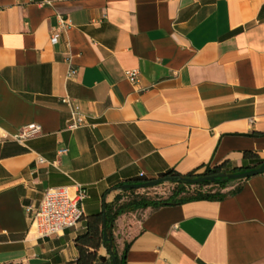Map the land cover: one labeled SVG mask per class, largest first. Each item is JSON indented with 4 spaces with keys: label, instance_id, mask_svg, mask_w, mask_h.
Segmentation results:
<instances>
[{
    "label": "crops",
    "instance_id": "obj_1",
    "mask_svg": "<svg viewBox=\"0 0 264 264\" xmlns=\"http://www.w3.org/2000/svg\"><path fill=\"white\" fill-rule=\"evenodd\" d=\"M65 96L87 126L68 129ZM32 123L41 133L16 140ZM246 150L264 159V0H0V264H76L83 221L31 227L27 207L50 187L84 185L87 216L125 201L123 183L240 167ZM222 192L120 215L118 257L264 264V173ZM108 245L96 264H111Z\"/></svg>",
    "mask_w": 264,
    "mask_h": 264
},
{
    "label": "trees",
    "instance_id": "obj_2",
    "mask_svg": "<svg viewBox=\"0 0 264 264\" xmlns=\"http://www.w3.org/2000/svg\"><path fill=\"white\" fill-rule=\"evenodd\" d=\"M264 162V159L259 157V155L251 150H246L244 152V163L240 167H229L227 163H222L215 166H207L202 172H189L186 174L180 173L175 169H169L162 173L159 178H163V182L168 181L175 184V187L169 193L168 196H132L131 198L121 201L122 195H117L115 200L111 203H105V215H106V226H104V213L101 212L85 215L83 218L84 231L80 233L76 239V247L79 252L76 264H96L99 258L98 250L102 244L107 243L105 241V234L113 241V248L111 258L114 256L117 264H124L125 252L127 251V246L119 258L116 252L115 237L113 234V229L117 218L124 214L125 212L136 211L141 208L147 207H160L163 205H173L181 204L188 201L208 199V200H222L228 193L222 192V189L226 185L237 179H229L227 177H219L215 180H206L198 183L188 182L187 179H195L199 177L219 175V174H233L247 171L251 168H257ZM264 173V172H263ZM241 178L239 180L248 179ZM140 182V181H136ZM126 183L118 186V188H123ZM214 187H217L216 189ZM136 188L124 189V192H133ZM240 187L236 189L239 190ZM111 264H115L113 260Z\"/></svg>",
    "mask_w": 264,
    "mask_h": 264
},
{
    "label": "built area",
    "instance_id": "obj_3",
    "mask_svg": "<svg viewBox=\"0 0 264 264\" xmlns=\"http://www.w3.org/2000/svg\"><path fill=\"white\" fill-rule=\"evenodd\" d=\"M64 27L63 24L52 29L50 37L52 44L59 41L60 33ZM76 72V69H71L67 77H72ZM126 76L132 83L138 82L137 70H126ZM62 100L69 104L72 110V118L68 124V129L73 131L87 126L88 122L78 103L74 102L69 96L63 97ZM41 131L40 124L32 123L25 126L20 133L15 135V138L20 142H24L29 137L38 135ZM66 152V148L59 150V154H65ZM38 160L40 163L48 162L44 157H39ZM52 163L55 164V161ZM87 197L88 192L85 186L76 181L69 185L48 188L38 205L27 207L31 214V227L41 237L60 235L69 228L77 227L85 216L84 202Z\"/></svg>",
    "mask_w": 264,
    "mask_h": 264
},
{
    "label": "water",
    "instance_id": "obj_4",
    "mask_svg": "<svg viewBox=\"0 0 264 264\" xmlns=\"http://www.w3.org/2000/svg\"><path fill=\"white\" fill-rule=\"evenodd\" d=\"M264 172V162L257 168H251L247 171L244 172H239V173H233V174H219V175H211V176H205V177H199V178H191V179H187L188 182L191 183H198V182H203L206 180H215L216 178L219 177H227L229 179H241V178H246V177H251L260 173ZM163 181V178H156V179H150L147 181H140V182H130V183H126L123 188L127 189V188H140V187H151V186H155L160 184ZM103 213H104V226H106V215H105V209H103ZM105 241L109 242V250L112 254V248H113V241L111 238L108 237L107 234H105L104 236ZM112 260L115 264L116 263V259L113 256Z\"/></svg>",
    "mask_w": 264,
    "mask_h": 264
},
{
    "label": "rangeland",
    "instance_id": "obj_5",
    "mask_svg": "<svg viewBox=\"0 0 264 264\" xmlns=\"http://www.w3.org/2000/svg\"><path fill=\"white\" fill-rule=\"evenodd\" d=\"M175 184L165 181L155 186L151 187H140L136 188L133 192L126 193V200L134 196H148V197H157V196H168L169 193L173 190Z\"/></svg>",
    "mask_w": 264,
    "mask_h": 264
}]
</instances>
